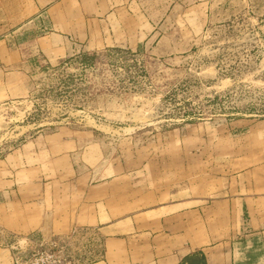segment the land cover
<instances>
[{
  "label": "rangeland",
  "instance_id": "obj_1",
  "mask_svg": "<svg viewBox=\"0 0 264 264\" xmlns=\"http://www.w3.org/2000/svg\"><path fill=\"white\" fill-rule=\"evenodd\" d=\"M63 6V21L95 26L99 48L25 63L21 88L0 100V160L12 159L37 134L76 136L85 166L106 175L125 171L127 199L143 187L162 199L185 198L180 206L192 214L203 206L201 221L191 217V244L205 242L209 264H232L224 252L233 242L231 227L242 223L240 205L215 198L232 173L264 167V0H64ZM116 39L127 42L113 45ZM139 206L118 210L132 219L112 231L141 228L155 217H135ZM56 231L13 233L0 225V247L9 256L1 254L0 264L102 259L98 229Z\"/></svg>",
  "mask_w": 264,
  "mask_h": 264
},
{
  "label": "crops",
  "instance_id": "obj_2",
  "mask_svg": "<svg viewBox=\"0 0 264 264\" xmlns=\"http://www.w3.org/2000/svg\"><path fill=\"white\" fill-rule=\"evenodd\" d=\"M63 1L0 0V100L21 88L18 79L25 63L36 57L52 62L79 49L99 48L93 24H79L71 17L62 20ZM114 42L121 46L127 41ZM84 151L78 137L50 132L32 136L14 150L12 159L0 160L2 228L23 234L68 232L75 226L98 229L102 259L91 264H179L190 253L205 252L204 241L192 245L190 240L191 217L201 221L203 206L192 214L180 206L185 198L162 199L160 192L143 187H137L135 199H127L125 171L106 175L100 167L85 166L79 160ZM261 171L246 168L232 173L215 198L240 205L242 223L231 227L233 242L224 252L232 264H257L264 253V167ZM127 204L140 205L134 209L135 217L145 213L155 217L141 228L113 232L123 219H132L117 214ZM236 253L243 255L238 259ZM1 254L9 259L0 247Z\"/></svg>",
  "mask_w": 264,
  "mask_h": 264
},
{
  "label": "trees",
  "instance_id": "obj_3",
  "mask_svg": "<svg viewBox=\"0 0 264 264\" xmlns=\"http://www.w3.org/2000/svg\"><path fill=\"white\" fill-rule=\"evenodd\" d=\"M208 256L203 250L188 254L179 264H208Z\"/></svg>",
  "mask_w": 264,
  "mask_h": 264
}]
</instances>
